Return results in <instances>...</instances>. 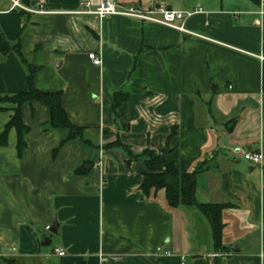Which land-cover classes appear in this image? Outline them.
<instances>
[{
	"label": "crops",
	"instance_id": "obj_1",
	"mask_svg": "<svg viewBox=\"0 0 264 264\" xmlns=\"http://www.w3.org/2000/svg\"><path fill=\"white\" fill-rule=\"evenodd\" d=\"M116 1L202 13L185 34L79 13L100 0H0L3 36L39 68L40 91L63 93L69 120L92 144L62 145L67 130L43 128L46 106L22 108V157L14 129L0 147V264H264V0ZM26 76L14 52L2 58L0 95L25 91ZM116 92L128 100L115 114ZM12 116L0 113V134ZM116 140L132 155L153 150L182 173L199 172L197 202L230 205L223 251L196 209L171 208L163 190L141 192L146 166L105 148ZM237 148L261 163L234 155ZM54 216L57 235L46 230Z\"/></svg>",
	"mask_w": 264,
	"mask_h": 264
},
{
	"label": "trees",
	"instance_id": "obj_2",
	"mask_svg": "<svg viewBox=\"0 0 264 264\" xmlns=\"http://www.w3.org/2000/svg\"><path fill=\"white\" fill-rule=\"evenodd\" d=\"M14 52L21 65L26 69V90L13 95H0V113L12 111L13 116L4 126L0 134V147L6 146L7 136L10 130L14 129L17 135L16 151L19 158L22 157L26 148L25 136L29 128L25 126L22 120V108L29 103L39 102L49 110V120L43 125L44 130L65 129L68 131V138L62 145L68 141L80 140L85 144L92 146L83 136L84 129L77 127L69 120L63 105V93L43 92L35 86V76L39 68L29 64L23 55L18 44L11 45L0 31V57L5 58L8 54ZM128 100V95L122 92H116L112 96L111 108L116 114L117 109L122 103ZM119 147L125 150L129 156V162L142 159L146 166V173L140 187L141 192L149 197L152 191L163 190L167 204L171 208H194L208 222L212 242L215 251H223L222 245L224 224L222 213L230 208L229 204H202L196 199L197 175L194 173H182L177 169L174 162L168 161L162 154L153 150H145L139 155H132L130 148L122 144L119 140L106 145L105 148ZM82 170L81 172H83ZM8 264H14L7 261Z\"/></svg>",
	"mask_w": 264,
	"mask_h": 264
},
{
	"label": "built area",
	"instance_id": "obj_3",
	"mask_svg": "<svg viewBox=\"0 0 264 264\" xmlns=\"http://www.w3.org/2000/svg\"><path fill=\"white\" fill-rule=\"evenodd\" d=\"M14 7H21L17 2H14ZM82 8L86 9L84 12H79L81 14H91L99 17L100 19L108 16H123L129 18H135L140 21L148 22L150 24L164 26L170 29L177 30L179 32L188 34L189 32L185 29L186 21L196 14L202 13V9H196L193 11H173L161 4H150L148 8H130L123 9L117 4L116 0H100L99 6L94 10L90 11V2H85ZM38 13H44L42 11ZM90 60L94 66L101 65V58L95 54L89 55ZM236 156H240L245 161L260 164L262 157L259 153H251L240 148L234 149L232 152ZM46 230H50L47 227ZM55 255L58 257L65 256V252L61 249L54 251ZM168 255V254H167Z\"/></svg>",
	"mask_w": 264,
	"mask_h": 264
},
{
	"label": "water",
	"instance_id": "obj_4",
	"mask_svg": "<svg viewBox=\"0 0 264 264\" xmlns=\"http://www.w3.org/2000/svg\"><path fill=\"white\" fill-rule=\"evenodd\" d=\"M2 58L0 57V60ZM57 230H58V223H57V220H56V217L54 216L53 217V222H52V225L50 227V232L53 234V235H57ZM233 251H237V248L234 247L232 248Z\"/></svg>",
	"mask_w": 264,
	"mask_h": 264
},
{
	"label": "rangeland",
	"instance_id": "obj_5",
	"mask_svg": "<svg viewBox=\"0 0 264 264\" xmlns=\"http://www.w3.org/2000/svg\"><path fill=\"white\" fill-rule=\"evenodd\" d=\"M208 224V223H207ZM254 244V243H253Z\"/></svg>",
	"mask_w": 264,
	"mask_h": 264
}]
</instances>
